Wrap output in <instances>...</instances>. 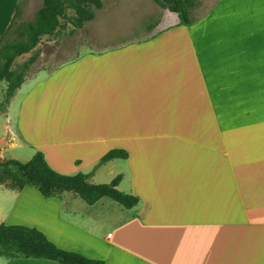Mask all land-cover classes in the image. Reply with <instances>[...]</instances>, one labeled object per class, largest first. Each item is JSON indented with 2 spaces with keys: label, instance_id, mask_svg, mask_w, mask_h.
<instances>
[{
  "label": "crops",
  "instance_id": "crops-1",
  "mask_svg": "<svg viewBox=\"0 0 264 264\" xmlns=\"http://www.w3.org/2000/svg\"><path fill=\"white\" fill-rule=\"evenodd\" d=\"M23 2L0 0V39ZM0 116L3 153L29 146L59 172L126 150L119 187L140 199L125 209L0 185L40 217L14 225L105 264H264V0H219L189 26L27 76Z\"/></svg>",
  "mask_w": 264,
  "mask_h": 264
},
{
  "label": "trees",
  "instance_id": "trees-1",
  "mask_svg": "<svg viewBox=\"0 0 264 264\" xmlns=\"http://www.w3.org/2000/svg\"><path fill=\"white\" fill-rule=\"evenodd\" d=\"M163 10L176 15V26H189L197 21L195 9L197 0H154ZM103 8L102 0H43L33 22L23 25L26 40H9L22 15L19 3L14 20L0 39V83L4 82L5 92L0 101V112L8 110L11 100L23 86L30 67L37 55L23 64L17 65L18 57L32 53L43 37H51L64 27L63 21L74 29H82L95 20L97 11ZM72 12V15H70ZM164 31L159 32L162 34ZM155 37V36H154ZM129 153L123 149H113L105 154L95 166V170L114 160H127ZM91 174L64 175L56 172L47 162L43 152L38 151L28 162L17 159L0 161V185L21 191L34 187L45 198H60L65 193L80 197L86 204L95 205L107 198L125 209H133L139 197L118 189L123 177L117 176L111 183L94 184ZM0 257L7 260L18 258L46 259L60 264H105L103 260L91 259L78 252L59 248L42 231L25 225H0Z\"/></svg>",
  "mask_w": 264,
  "mask_h": 264
},
{
  "label": "rangeland",
  "instance_id": "rangeland-1",
  "mask_svg": "<svg viewBox=\"0 0 264 264\" xmlns=\"http://www.w3.org/2000/svg\"><path fill=\"white\" fill-rule=\"evenodd\" d=\"M217 1L219 0H197L198 7L195 9V16L197 18L206 16ZM102 2L103 8L97 11L94 21L87 23L84 28L76 30L71 24L63 21L64 27L59 33L51 37H43L32 53L17 58V65L28 61L34 54L37 55L36 62L28 71V76H32L44 69L54 70L67 62L77 60L89 52L111 50L112 48H119L133 42L144 41L150 37L161 35L158 33L173 28L177 23L176 15L168 11H163L154 0H102ZM32 4H36V6L31 8L29 0H24L22 3V15L17 22L16 28L9 36V40H26L25 31L21 28L23 25L33 22L36 19V13L43 6V0H32ZM26 8L27 11L25 12ZM70 15H72V12H70ZM5 87L4 82L0 83V101L3 99ZM2 124H4V117L0 116V126ZM1 136H3V130L0 127ZM33 156L32 148L29 146H23L22 149L17 150H7L5 153L0 150L1 162L6 161V158H16L22 162H28ZM65 157L69 158L73 156L66 154ZM53 162L55 164L54 167H57V162L54 159ZM49 165L53 168L50 163ZM96 165L86 167V169L80 172L83 174L92 173L93 175L101 167H107L97 172L96 179L92 177V180L96 184L111 183L118 175L127 174L126 167H130L129 163L122 159L116 160L107 166L105 164L95 170ZM70 167L73 166L69 162H65L61 167V172L53 169L64 175L73 176L79 174H71ZM1 186L0 225H27L31 222L34 223L40 218L36 209L32 210V204H29L30 208L28 206L21 213L19 208L16 207L17 192ZM31 189L34 193H27L26 196L34 197L35 195H39L36 188L31 187ZM118 189L128 193V180H125ZM118 207L121 206L119 205ZM7 262V259L0 257V264H6Z\"/></svg>",
  "mask_w": 264,
  "mask_h": 264
}]
</instances>
